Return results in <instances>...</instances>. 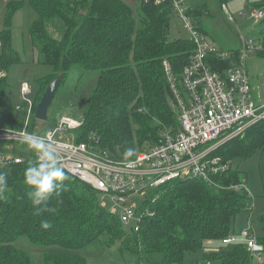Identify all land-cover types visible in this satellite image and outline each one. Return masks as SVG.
Returning a JSON list of instances; mask_svg holds the SVG:
<instances>
[{
    "label": "trees",
    "instance_id": "1",
    "mask_svg": "<svg viewBox=\"0 0 264 264\" xmlns=\"http://www.w3.org/2000/svg\"><path fill=\"white\" fill-rule=\"evenodd\" d=\"M22 2L8 1L6 24L0 30V68L5 71L11 62L20 61L10 46L9 20ZM29 2L35 14L28 29L32 50L37 62L50 67L47 75L35 80L30 130L35 127L34 111L47 84L62 72L61 85L72 65L98 71L82 124L75 129L76 142H91L111 156L127 159L134 155L126 157V149H134L135 154L158 143L163 130H177L178 111L163 61H168L171 72L180 79L194 45L191 40L169 38V4L140 0L135 19L127 0ZM263 6L264 0L253 7ZM188 13L201 31L195 19L201 12L190 8ZM258 41L255 53L264 59V18ZM237 51L231 50L233 60ZM211 61L219 69L231 59L220 61L214 56ZM4 89L1 81L0 110ZM17 121V127H7L21 128L24 118ZM263 146L264 120H260L248 126L242 137L228 139L213 152L229 161L227 168L214 176L217 186L186 177L151 190L139 207L147 209L140 228H132L130 235L119 218L100 204V193L68 172L60 195L53 193L47 201L55 211L37 215L24 183V171L33 161L24 158L10 163L4 173L8 188L0 199V264H30V257L14 244L20 235L37 245L58 246L45 252L41 264H84L77 251L95 240L104 246L117 244L121 253L135 255L139 264L152 252L162 255V264H181L187 252L205 244L213 245L204 255L208 264H251L253 256L245 242L232 245L234 242L222 240L232 234L234 216L251 206L246 190L237 188L244 179L231 159L246 157ZM43 220L52 227L43 229ZM260 221L263 237L257 236V240L263 247L264 264V216Z\"/></svg>",
    "mask_w": 264,
    "mask_h": 264
},
{
    "label": "built area",
    "instance_id": "2",
    "mask_svg": "<svg viewBox=\"0 0 264 264\" xmlns=\"http://www.w3.org/2000/svg\"><path fill=\"white\" fill-rule=\"evenodd\" d=\"M153 1L169 4L184 20L194 45L181 69L180 79L171 72L168 61H163L178 111L177 130L165 129L158 143L138 150L131 158H117L94 143L76 142L74 137L70 138L71 131L82 124V121L71 117L58 118L52 129L40 133L30 130L33 100L25 97L30 93L26 83L22 86L23 102L17 105L18 109L25 111L23 126L18 129L0 126V168L19 163L24 158L35 162L36 155L22 143V136L25 131L43 136L55 148L65 171L108 197L114 203L109 213L116 215L122 224H130L134 231L139 230L147 209L141 210L130 200L131 196L144 194L146 197L164 183L186 177L199 178L217 186L214 176L222 173L229 163L221 156L213 155L219 143L243 134L248 126L264 120V102L256 103L253 98L246 63L247 58L256 52L258 39L243 40L233 60L231 51L218 48L197 29L188 13L189 0ZM222 6L228 20L233 21L234 16L227 6ZM240 15L257 21L264 18V11L261 7H254L249 14ZM214 56L220 61L230 58L231 62L217 69L211 61ZM3 74L4 70L0 68V78ZM22 148L25 149L24 154L20 153ZM238 187L246 190L245 182L241 181ZM101 205L105 206V203ZM249 225L250 228L243 230L241 236L251 254L258 255L263 247L251 223ZM236 240L230 234L222 241L232 243Z\"/></svg>",
    "mask_w": 264,
    "mask_h": 264
},
{
    "label": "rangeland",
    "instance_id": "3",
    "mask_svg": "<svg viewBox=\"0 0 264 264\" xmlns=\"http://www.w3.org/2000/svg\"><path fill=\"white\" fill-rule=\"evenodd\" d=\"M8 1L0 0V30L6 24ZM21 1H23L21 7L9 20L11 30L10 46L20 57V61L11 62L7 71L4 70V74L0 78V83L2 81L5 84L0 110V124H5L3 119L16 120L24 118L25 120V116L23 117L24 109H17V105L23 102V84L26 83L30 90V93L25 97L33 100L37 91L35 80L50 72L49 66L41 64L35 59L28 33L29 25L35 18V14L29 0ZM139 2L140 0H127L135 19H137ZM261 2L262 0H189L188 5L191 9L201 12L195 19L198 25L202 27L201 32L203 35L215 43L218 48L230 51L231 49L240 48L243 45V40H257L259 38L262 30V19L255 21L249 17H242L240 14H249L250 10L254 8L253 6ZM222 4H225L228 11L234 16L233 21L228 20ZM262 9L264 11V6ZM168 21V35L171 40L181 39L189 41L192 39L191 32L186 28L184 20L174 10L168 12ZM246 63L253 98L256 103L264 102V59L256 53H252L247 58ZM97 77V70H88L78 65H72L63 78L62 84L56 90L52 105L48 110L47 121L36 120L35 127H33L36 132L40 133L52 129L58 118L62 116L82 121L87 99L96 85ZM32 121L31 113L29 126ZM18 122H9V124L12 123L14 124L13 127H17L19 125L17 124ZM71 132L70 138L74 137L75 130ZM242 136L243 134H239L237 137ZM227 141L228 139L219 143L218 147H222ZM20 153L24 154L25 149L22 148ZM231 162L233 167L238 168L243 176L248 204L252 206L251 210L248 208L237 213L232 220L231 233L237 239L232 245H235L244 243L241 232L250 228V223L256 236L263 237L260 218L264 216V146L251 154L249 153L246 157L236 156L231 159ZM6 171V168H0V173L4 174ZM97 196L100 204L105 203L106 210H112L114 203L108 197H104L101 194ZM144 198V194H137L131 196L130 200L140 206ZM122 229L126 234H132L130 224H123ZM14 244L30 257V264H41L45 252L58 249V246L55 245L34 244L26 235L18 236ZM213 244L219 245L218 243ZM209 246L213 245L205 244L194 252H187L181 264H208L204 260V255L207 254ZM77 252L84 258V264H139L135 255L121 253L117 244L104 246L98 240L80 248ZM252 256L251 264L262 263V255L253 254ZM258 257H262V259L258 260ZM143 264H162V255L159 252H152L143 261Z\"/></svg>",
    "mask_w": 264,
    "mask_h": 264
},
{
    "label": "clouds",
    "instance_id": "4",
    "mask_svg": "<svg viewBox=\"0 0 264 264\" xmlns=\"http://www.w3.org/2000/svg\"><path fill=\"white\" fill-rule=\"evenodd\" d=\"M22 143L36 155L35 162L30 161V166L24 171V183L30 189L27 195L31 198L36 214L55 211L49 208L47 201L55 193L60 195L64 188L63 182L69 177L65 169L60 165L58 154L53 145L43 136L25 131ZM134 149H126L125 156L134 155ZM8 184L5 174L0 173V199L4 198ZM41 227L45 230L52 227L48 220L41 221Z\"/></svg>",
    "mask_w": 264,
    "mask_h": 264
},
{
    "label": "water",
    "instance_id": "5",
    "mask_svg": "<svg viewBox=\"0 0 264 264\" xmlns=\"http://www.w3.org/2000/svg\"><path fill=\"white\" fill-rule=\"evenodd\" d=\"M61 78L62 72H58L57 75L47 84L34 111V116L36 120L47 121L48 110L52 105L56 90L60 85Z\"/></svg>",
    "mask_w": 264,
    "mask_h": 264
},
{
    "label": "crops",
    "instance_id": "6",
    "mask_svg": "<svg viewBox=\"0 0 264 264\" xmlns=\"http://www.w3.org/2000/svg\"><path fill=\"white\" fill-rule=\"evenodd\" d=\"M239 49V48H238ZM231 50H234V49H231ZM230 50V51H231ZM237 50V49H236ZM251 89H252V87H251ZM261 103H263V102H261ZM18 109V108H17ZM3 119V118H2ZM4 121L3 122H5V124H0V126H3V127H7L8 125L7 124H9V122H12V123H15L16 121H17V119L16 120H6V119H3ZM12 123H10V124H12ZM23 126V125H22ZM12 128V127H11ZM260 258V257H259ZM258 258V259H259ZM261 259V258H260ZM259 259V260H260Z\"/></svg>",
    "mask_w": 264,
    "mask_h": 264
}]
</instances>
